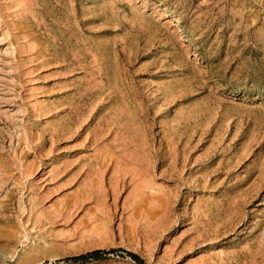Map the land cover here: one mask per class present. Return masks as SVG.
<instances>
[{"label": "rangeland", "instance_id": "374dc122", "mask_svg": "<svg viewBox=\"0 0 264 264\" xmlns=\"http://www.w3.org/2000/svg\"><path fill=\"white\" fill-rule=\"evenodd\" d=\"M122 250L264 264V0H0V264Z\"/></svg>", "mask_w": 264, "mask_h": 264}, {"label": "trees", "instance_id": "16d2710c", "mask_svg": "<svg viewBox=\"0 0 264 264\" xmlns=\"http://www.w3.org/2000/svg\"><path fill=\"white\" fill-rule=\"evenodd\" d=\"M128 255L136 264H144L143 260L135 253L122 250ZM109 251L103 249H94L82 254L73 255L65 258V261H70L72 263L80 262L84 263L89 260H99L104 258Z\"/></svg>", "mask_w": 264, "mask_h": 264}]
</instances>
